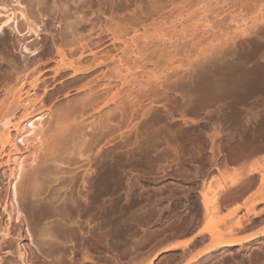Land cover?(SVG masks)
Instances as JSON below:
<instances>
[{
	"label": "rangeland",
	"instance_id": "374dc122",
	"mask_svg": "<svg viewBox=\"0 0 264 264\" xmlns=\"http://www.w3.org/2000/svg\"><path fill=\"white\" fill-rule=\"evenodd\" d=\"M0 5L6 8L0 22L13 13L0 33V120L46 113L43 145L30 149L33 154L19 144L30 155L15 196L13 165L0 171V264H149L172 239L189 236L199 238L191 249H170L154 264H264V216H251L256 221L251 229L230 232L246 213L244 201L238 200L243 207L236 215L228 216L237 202L229 203L208 224L201 196L204 187L212 196L237 177L234 168L207 166L204 152L211 148L216 108L226 112L253 104L257 112L264 106V85L240 102L203 101L212 87L196 85L206 59L232 44L246 51L239 71L256 66L260 53L249 51L251 35L239 29L264 15V0H0ZM131 38L140 52L137 60ZM257 38L264 41V32ZM87 45L104 59L103 66L84 78L71 70L56 75L57 47L73 49L77 59ZM112 57L124 60L123 74L136 79L121 83ZM93 61V55L86 57V63ZM37 77L41 86L34 90L29 85ZM23 79L34 107L14 114L10 89ZM234 120L226 121L229 127L243 117ZM61 132L65 136L48 151ZM243 176L234 190L229 186L228 196L239 192ZM257 193L247 204L257 202L255 211L264 213V193ZM206 225L210 230L198 235ZM216 236L245 240L205 254Z\"/></svg>",
	"mask_w": 264,
	"mask_h": 264
},
{
	"label": "bare ground",
	"instance_id": "6f19581e",
	"mask_svg": "<svg viewBox=\"0 0 264 264\" xmlns=\"http://www.w3.org/2000/svg\"><path fill=\"white\" fill-rule=\"evenodd\" d=\"M18 5H20V3ZM21 6L23 7L22 4H21ZM240 7H249V6H247V4H242V5H240ZM3 9H4V11H6L5 10L6 8L3 7V5L2 6L0 5V17L4 16L1 13ZM22 13L23 12H21V14ZM11 14H13V13H11ZM11 14L7 15L6 20L0 22V33L2 32V29L10 21H12L11 20L12 19ZM13 19H15V18H13ZM239 30H240V33L242 35H244V34H248L249 36L251 35L250 41H249V51L251 53H253L254 55L260 53V56H259L260 60L258 62H256V64H255L256 66L254 68L239 71L238 68L242 64H244L247 61V59H246V51L238 49L236 47V44H232V45H230V47L227 50L222 51L218 54H215V55L211 56L210 58H207L205 64L203 65V67L201 69L200 74L198 75V77L196 79V85H199L200 83L207 82L212 87V88L210 87L211 90L209 89L205 92V95L204 94L202 95L204 97V99H202L203 101H205V99L209 100V99H212V97H214L216 99H230L231 101H234V102H240L237 100H240L239 98L243 97L248 91L254 90L255 86H263L264 85V41L257 38L260 32H264V15H260L258 17H255L254 20L252 21V23L248 27L240 28ZM116 39H117L116 36H113L112 44L114 47H116V44H115ZM100 40H101V38H100ZM234 40L235 39H233V41ZM124 43L126 44V42H124ZM131 46L134 49L135 59L137 60V58L140 56V52H139L138 46H137L134 38H131ZM88 48H89V45H87L86 47L83 46L80 53H79V57L77 59H74L73 56L77 55V53H75L73 51V49H70L69 51H67L62 46L57 47V54L60 57V60H59L60 62L58 64L57 68L55 69L56 75L62 74L63 72H67V71L71 70V72L73 73V76H77V78H84V77L88 76L89 74H91L92 72H94L95 70H97L99 67L103 66L105 64L104 59L97 56V52L94 51L93 48H89V49ZM25 49L27 51H30L27 47H25ZM88 52H89V54H87ZM32 54H35V52H32ZM89 55H93L94 61L88 64V63H86V57ZM112 61L116 64V67H115V70H117L116 77L120 80L121 83L124 82L126 84H130L132 82L131 80L136 79V74H131L132 78H128L127 75L123 74L121 66L123 65L124 60H122L121 58L112 57ZM231 77H232V79H231ZM19 79H20V76L17 75L16 81ZM184 79H186V78L184 77ZM229 79H231V80H229ZM206 80H208V81H206ZM229 81H233V82L229 85V83H228ZM27 86H28V84L26 83V80L23 79L19 82L18 85L17 84L13 85L10 89L12 96H13V99H14V103H15L14 110H13L14 114L17 113V111H19L21 109L22 110H29V108L34 107V103H33L34 101L32 99H30L31 98V91L29 89H26ZM29 86H31L34 90L36 88H39L41 86V77H37L36 80ZM115 97H116V95H113L110 98H108V96H106L102 100V103H103L102 107L108 106L109 103L111 101H113ZM187 99H189V98H187ZM41 102H42V100H41ZM207 106H209V105H207ZM35 107H36V105H35ZM216 109H217L216 111H218L217 118H216L217 122H216V125L214 124L215 126H213L214 132H213V134L212 133L210 134V139H209V142L211 144V151H215L214 148H217V149L219 147L221 148V146H220L221 144L220 145L218 144L219 145L218 146L216 144L215 139H216L217 134H224V131H226V130H224L225 128H228L229 131L232 130L231 132H229V133H232V136H233V130L235 132V130L237 131V129L244 128V126L246 124L244 126L241 125V124H243V122L241 124L240 123L236 124V125L234 124L235 126L229 127V125L232 124L230 120L231 119H233V120L234 119L235 120L242 119V117L244 118V116L247 115V112H248V110L245 109V107L240 108L237 106H233L231 108V111H226V112H224L223 108H221L219 106ZM51 112L52 111L49 110L50 114H51ZM45 118H46V113H44V112L36 113L33 115H32V113L29 112L24 117L20 118V120L18 122L14 121L10 117H7L5 119L0 120V171L4 166L13 165V168L11 167L12 169L10 168L11 170H9V171H10V176H12L13 179L15 180V182H14L15 185L13 186L14 187V196L18 193V184L21 187V185L24 184V181L26 179V175H25V171H26L25 170V164L26 163H25V161L27 158L26 156L30 155V154H28L29 153L28 151H31L33 148H38L39 143L41 145H43L42 137L44 135V127H45L44 120H45ZM235 120L233 122H235ZM226 121L227 122L229 121L230 124L228 125L226 123ZM226 124H227V126L224 127V125H226ZM245 127H247V126H245ZM247 128L249 129V127H247ZM228 129H227V131H228ZM242 131H244V130H242ZM14 132H15V134H14ZM244 133H246V132H244ZM64 134H65V132H61L59 135H54L52 137L51 141L48 144V151L51 150L52 145L59 143L60 136H63ZM237 135H239V133ZM223 137H225V136H223ZM229 137H231V136H229V134H228V138ZM254 139L255 138L253 137L252 141ZM224 142H226V141L224 140ZM230 142H228V143H230ZM32 143H34L33 144L34 146L32 145ZM19 144L25 146V149H26L25 152H28V153H25L24 151L22 152ZM254 144H256V142H254ZM26 145H28V146H26ZM258 146H256L257 148H255V149H259V148L261 149V146L260 147H258ZM30 147H32V148H30ZM31 152H33V154L35 153L34 151H31ZM253 152H254L253 155H255L257 153V150L256 151L254 150ZM212 153L214 154V152H212ZM253 155L251 154V156H253ZM4 158H7L6 162H4ZM249 158H250V156L247 159H249ZM213 159H214V157H213ZM245 160H244V162H245ZM246 161L248 162V160H246ZM33 162H34V160H33ZM238 162H239V160H238ZM244 162L242 164H244ZM233 163L237 164L236 161ZM246 163H245V165H246ZM254 164H256V165H254V166H253V164H252V166L250 165L251 168L249 170L247 169L246 172L247 171L248 172L244 174L245 170L243 168H245V167L240 169L239 165H241V163H238L236 166H239V168H237V167L234 168V172L237 175V177L235 180H232L230 185H228V189H227V185L221 183L219 185V190L215 191V193L211 196V193H210L211 188L209 187L208 189H206L207 187L206 188L204 187L203 191L201 192L202 208H203V210H202L203 215L202 214L201 215L204 216L205 218H207V221L210 220L208 222V224L211 222L212 223L217 222V221H214L213 217L216 214L218 215L220 213V211H222L221 209H223V208L225 209V206L227 204H229V203L232 204L233 202H237V204L231 210V212L229 213L228 216H233V214L236 215L237 214L236 212H238L240 209H242L243 205L246 209V213L237 219L235 218L236 221H233L234 223H232L229 226L230 232H232L234 230H247L249 228L251 229L252 226L254 224H256V221H254V219L252 217L258 219L257 217L262 218L264 216L263 212H261L262 213L261 214V213H258L255 211L254 205L257 204V202L255 204H254V202H252L253 203L252 206H249V204H247V202L251 199V197L255 198L254 193H257V192H254L251 195V197L244 200L243 205L238 204L239 203L238 200L243 197V196L240 197L242 195V193L244 194L245 191H247L248 189H250L253 186L255 187V186L259 185V187H257V191H258L257 195L259 193L260 194L264 193L263 192L264 191V166H263V164L260 166H258L257 163H254ZM216 165H219V163ZM213 166H214V164H213ZM211 167H212V165H211ZM208 170H210V168ZM219 171H221V169ZM209 172L210 171H208V173ZM224 172L225 171L223 170L222 174ZM247 174H249L251 176L249 178H246ZM205 175H207V172ZM243 175H245V177ZM242 176H243L242 180H244V182L242 181L243 182L242 185L238 187V191L240 193L235 191L237 194L229 195L230 196L229 197L227 195V194H229V193H227V191L230 189L229 186H231V190H234V189H232V186H233V188H235L237 183L241 180ZM244 178H246V179H244ZM238 184H241V182ZM262 198H264V196H262ZM262 200L264 202V199H262ZM261 201L258 200V203ZM208 230H210V229H209L208 225H206L197 234L200 235V234H202ZM253 236L254 235H250L249 238H246V239L249 240ZM213 238L215 240V243H214L215 245L213 244L214 248L213 247L210 249L208 248V251H207V253L205 252V254L210 255L211 252L215 251L218 248L232 249L233 247L237 246L238 243L241 244L245 240V239H237V240L236 239H230V240L224 239L223 240L221 236H216ZM181 244H183V243H181ZM181 244H177L175 246L169 245V246L163 247L153 256V258L151 259L149 264H154V262L160 257V255H162L165 252L171 251L170 249L177 248V247L181 246ZM187 244L188 243H185V244H183V246L185 247V246H187ZM200 255L194 256L193 260ZM25 258L26 257L24 256V254L21 253L20 259L22 262H25Z\"/></svg>",
	"mask_w": 264,
	"mask_h": 264
},
{
	"label": "flooded vegetation",
	"instance_id": "af4514ba",
	"mask_svg": "<svg viewBox=\"0 0 264 264\" xmlns=\"http://www.w3.org/2000/svg\"><path fill=\"white\" fill-rule=\"evenodd\" d=\"M245 109H249V113L244 116V118L245 117L246 118L245 119L243 118V121H242L243 124H241L242 122H240V124L243 126L246 124L245 126L249 127V129L244 126V128L237 129V131L235 130V132L233 130V136H232V133H229L232 130L229 131V129H228V131H227V128H225L224 130H226V131H224V134L221 135L219 142H218L219 145L221 144L220 145L221 148L219 147L218 149H216L214 151V154H213L212 153L213 151H211V148L209 146L208 149H206V151L204 152L209 159L207 162L208 167H211V165H212V167H215V168H217L218 166H227V165L229 167H237L236 165L238 163H241V165H239V166H242V165H245V163L247 162L246 160H248V162L246 164L253 161V159H254V155H253L254 152L253 151L254 150L255 151L257 150V152L264 150V106L262 108H260L257 112L254 110L255 106H253V104L249 105ZM242 130H244V131H242ZM244 132H246V133H244ZM238 133H239V135H237ZM228 134L231 137L228 138ZM223 136H225V137L227 136V137L225 138ZM252 137L255 138L254 139L255 141L254 140L253 141L256 142V144H254V142L252 141ZM224 140L226 142H224ZM228 142H230V143H228ZM231 146L233 148H232V150L229 151V148ZM256 146H258V147L261 146V149L262 148L263 149L262 150L260 148L255 149V148H257ZM251 154L253 156H251ZM249 156H250V158L247 159ZM213 157H215L214 160H213ZM238 160H239V162H238ZM244 160H245V162H244ZM235 161L237 162V164L233 163ZM243 162H244V164H242ZM218 163H219V165H216ZM213 164H214V166H213ZM196 166H199V164H196Z\"/></svg>",
	"mask_w": 264,
	"mask_h": 264
},
{
	"label": "crops",
	"instance_id": "0c3cea01",
	"mask_svg": "<svg viewBox=\"0 0 264 264\" xmlns=\"http://www.w3.org/2000/svg\"><path fill=\"white\" fill-rule=\"evenodd\" d=\"M253 161H252V163L250 162L251 164L248 163L246 165H243L242 167L240 166V169L245 167L243 169L246 171L250 167V165H252V164H254L256 162H260V163L264 162V150L260 151V152H257L254 155ZM220 167L224 168V166H220ZM225 167H229V166H225ZM229 168H235V167H229ZM237 168H239V166H237ZM257 187L258 186H255V187L253 186L250 189H248L247 191H245V194L241 198V202L240 203H242L245 199L249 198L251 196V194H253L256 191ZM198 240H199V238H196V239L193 240V236L184 237V238L176 237V238H174V239H172L170 241V246H175V245L181 244V243L185 244V243L188 242L187 246L189 245V248L187 250H189L194 245V242L198 241ZM183 244H181V246H179V247H183ZM179 247H177V248H179ZM184 249L186 250V248H184Z\"/></svg>",
	"mask_w": 264,
	"mask_h": 264
}]
</instances>
